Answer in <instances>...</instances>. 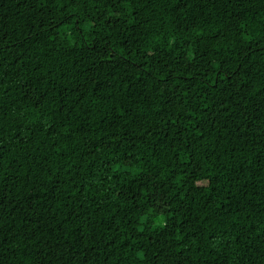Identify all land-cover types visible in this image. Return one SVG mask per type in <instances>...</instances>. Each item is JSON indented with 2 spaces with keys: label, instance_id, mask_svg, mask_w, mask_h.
Listing matches in <instances>:
<instances>
[{
  "label": "trees",
  "instance_id": "1",
  "mask_svg": "<svg viewBox=\"0 0 264 264\" xmlns=\"http://www.w3.org/2000/svg\"><path fill=\"white\" fill-rule=\"evenodd\" d=\"M0 264H264V0H0Z\"/></svg>",
  "mask_w": 264,
  "mask_h": 264
},
{
  "label": "snow or ice",
  "instance_id": "2",
  "mask_svg": "<svg viewBox=\"0 0 264 264\" xmlns=\"http://www.w3.org/2000/svg\"><path fill=\"white\" fill-rule=\"evenodd\" d=\"M61 7H63V5H61ZM141 231H142V229H141Z\"/></svg>",
  "mask_w": 264,
  "mask_h": 264
}]
</instances>
